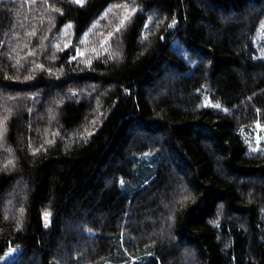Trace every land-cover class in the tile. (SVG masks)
<instances>
[{"label":"trees","instance_id":"16d2710c","mask_svg":"<svg viewBox=\"0 0 264 264\" xmlns=\"http://www.w3.org/2000/svg\"><path fill=\"white\" fill-rule=\"evenodd\" d=\"M258 123L264 0H0V257L264 264Z\"/></svg>","mask_w":264,"mask_h":264},{"label":"rangeland","instance_id":"374dc122","mask_svg":"<svg viewBox=\"0 0 264 264\" xmlns=\"http://www.w3.org/2000/svg\"><path fill=\"white\" fill-rule=\"evenodd\" d=\"M256 130V135L258 136V140H264V124L258 123L253 127ZM254 147V145H252ZM141 175H137V178L140 179ZM122 187H125V183L122 181ZM45 225L48 226L50 224V217L48 215L44 216ZM20 247H11L0 257V264H6L10 262L18 253Z\"/></svg>","mask_w":264,"mask_h":264},{"label":"bare ground","instance_id":"6f19581e","mask_svg":"<svg viewBox=\"0 0 264 264\" xmlns=\"http://www.w3.org/2000/svg\"><path fill=\"white\" fill-rule=\"evenodd\" d=\"M253 137V136H252ZM254 139V138H253Z\"/></svg>","mask_w":264,"mask_h":264},{"label":"snow or ice","instance_id":"6c2138e0","mask_svg":"<svg viewBox=\"0 0 264 264\" xmlns=\"http://www.w3.org/2000/svg\"><path fill=\"white\" fill-rule=\"evenodd\" d=\"M45 215H47V214H45Z\"/></svg>","mask_w":264,"mask_h":264}]
</instances>
